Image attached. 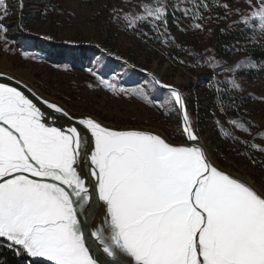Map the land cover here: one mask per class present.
<instances>
[{"label":"snow or ice","instance_id":"snow-or-ice-1","mask_svg":"<svg viewBox=\"0 0 264 264\" xmlns=\"http://www.w3.org/2000/svg\"><path fill=\"white\" fill-rule=\"evenodd\" d=\"M246 3L250 15L240 13L235 23L264 31V0ZM142 12L123 14L129 30L140 22L166 29L164 0ZM0 30L7 41V26ZM153 80L183 110V144L90 116L77 121L82 127H65L58 116L73 117L64 108L45 100L58 115L45 113L18 87L0 82V241L17 256L49 264H123L122 256L127 264H264V190L219 169L181 92Z\"/></svg>","mask_w":264,"mask_h":264},{"label":"rangeland","instance_id":"rangeland-1","mask_svg":"<svg viewBox=\"0 0 264 264\" xmlns=\"http://www.w3.org/2000/svg\"><path fill=\"white\" fill-rule=\"evenodd\" d=\"M164 3L166 29L162 25L154 30L152 24L140 22L129 30L123 14H143L142 6H155V0H4L0 17L5 7L9 11L0 24L7 26L8 39H0V72L74 117L90 116L114 129L147 130L183 144L178 106L168 90L155 84V77L181 92L200 144L213 163L264 190V151L257 150L264 149V62L251 56L253 50L264 48V31L248 32L243 23H235L242 19L240 13L252 11L246 0ZM114 9L120 10L118 20ZM200 13L203 19L196 18ZM197 23L203 27L196 29ZM221 34L228 35V41L219 40ZM17 36L31 40V46L25 47ZM63 47L74 49L75 58L66 52L60 54L63 63L51 62L55 56L47 51ZM84 47L103 50L121 63L106 73L97 72L101 57L83 59L76 51ZM216 61L220 67L214 70L209 64ZM237 62L239 68L234 67ZM126 65L144 75L133 77ZM226 68L232 70H222ZM233 81L240 85L238 90ZM217 90L240 100L236 113L206 97Z\"/></svg>","mask_w":264,"mask_h":264},{"label":"trees","instance_id":"trees-1","mask_svg":"<svg viewBox=\"0 0 264 264\" xmlns=\"http://www.w3.org/2000/svg\"><path fill=\"white\" fill-rule=\"evenodd\" d=\"M23 40V42L26 44L24 45L25 47H30L32 41L29 40L28 38L24 37V36H17V39L20 38ZM228 35H223L221 34L219 36V40H221V38H227ZM25 38V39H24ZM227 40V39H226ZM225 40V41H226ZM228 41V40H227ZM74 49L69 48V47H63L60 49H56L55 51H53L52 53L50 51H47V54H51L55 57L51 58V62L57 63V64H61L64 61V57L60 56V54L62 53H66L69 52L70 57L73 59L75 58V55L73 54ZM76 52H80L81 55L83 56V59H88L91 56H95L97 55L100 60H98V67L95 68L97 72L100 73H106L108 70L111 69L112 66L114 65H118L119 63H121L120 61H115L113 60V58H111L108 54H106L103 50L101 51L100 49H96L93 47H84L79 49ZM75 53V52H74ZM252 59L255 60L256 62H264V48H257L255 50L252 51L251 53ZM127 66V65H126ZM128 70L127 72H129L133 77L137 76V75H144L142 73L137 72L131 65L127 66ZM152 88L155 89L156 91V86L154 83H151ZM206 97H208L209 99H216L219 103V105L221 106V108H223L226 112H237L236 109L234 108L236 106L237 103L240 102V100L238 99H232L224 90L220 91L217 90L216 93L211 92L208 94H205ZM0 264H43L39 261H36L32 258H29L27 256H17L15 251L10 249L9 247H7V245L5 243H3L2 241H0Z\"/></svg>","mask_w":264,"mask_h":264},{"label":"water","instance_id":"water-1","mask_svg":"<svg viewBox=\"0 0 264 264\" xmlns=\"http://www.w3.org/2000/svg\"><path fill=\"white\" fill-rule=\"evenodd\" d=\"M136 71L139 73H142L141 71H138V70H136ZM0 73H3V72H0ZM3 74H4V78H0V82L7 83L13 87H18L33 101V103L37 104V106L40 107L41 110L44 111L45 113H51L53 116L58 115V114L52 112V110L47 108V105L44 103V101L45 100L49 101V100H47V99L43 98L42 96H40L39 94H37L33 89H31L29 86H27L22 81L14 78V77L6 74V73H3ZM142 74H144V73H142ZM17 81H19L20 83L18 84ZM49 102H51V101H49ZM178 110H179V114H180V117L182 120V127H183V110H181L179 106H178ZM70 116L73 117V119L71 121L68 120L66 117H63L62 115H59L58 119H57V124L63 125L65 127H67L69 125L82 127V126H79L77 123V121L82 117H74L72 115H70ZM109 128H111V127H109ZM117 130H125V129H117ZM145 131H147V130H145ZM149 132H151V131H149ZM99 216H100V210L97 208L95 218L99 219ZM120 259L123 262V264H127V258L126 257L122 256V257H120ZM34 260L39 261L43 264H49V262L45 261L43 258H36Z\"/></svg>","mask_w":264,"mask_h":264},{"label":"bare ground","instance_id":"bare-ground-1","mask_svg":"<svg viewBox=\"0 0 264 264\" xmlns=\"http://www.w3.org/2000/svg\"><path fill=\"white\" fill-rule=\"evenodd\" d=\"M50 101V100H49ZM52 102V101H51Z\"/></svg>","mask_w":264,"mask_h":264}]
</instances>
